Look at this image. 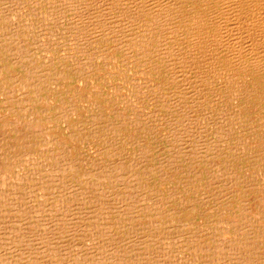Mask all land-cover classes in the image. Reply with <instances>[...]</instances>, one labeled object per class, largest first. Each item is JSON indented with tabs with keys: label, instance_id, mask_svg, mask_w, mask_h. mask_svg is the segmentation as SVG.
<instances>
[{
	"label": "bare ground",
	"instance_id": "6f19581e",
	"mask_svg": "<svg viewBox=\"0 0 264 264\" xmlns=\"http://www.w3.org/2000/svg\"><path fill=\"white\" fill-rule=\"evenodd\" d=\"M263 141L264 0H0V264H264Z\"/></svg>",
	"mask_w": 264,
	"mask_h": 264
},
{
	"label": "rangeland",
	"instance_id": "374dc122",
	"mask_svg": "<svg viewBox=\"0 0 264 264\" xmlns=\"http://www.w3.org/2000/svg\"><path fill=\"white\" fill-rule=\"evenodd\" d=\"M243 137H244V140H246V142L248 143V144H254V142H258V141H255V140H253L249 135H243ZM263 144H264V141H263ZM262 169L264 170V161H263V163H262ZM252 169H250V171H251Z\"/></svg>",
	"mask_w": 264,
	"mask_h": 264
}]
</instances>
